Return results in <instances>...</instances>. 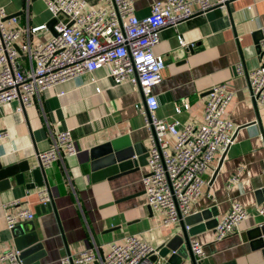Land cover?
Listing matches in <instances>:
<instances>
[{
    "label": "crops",
    "instance_id": "obj_1",
    "mask_svg": "<svg viewBox=\"0 0 264 264\" xmlns=\"http://www.w3.org/2000/svg\"><path fill=\"white\" fill-rule=\"evenodd\" d=\"M86 1L87 8L102 4L99 0ZM133 1L143 17L157 0ZM0 4L8 15L20 12L16 15L22 31L16 43L19 47L28 41L27 25L32 28L51 19L46 0H0ZM262 26L264 0H231L229 5L216 4L207 12L164 28L155 48L166 61L163 79L153 87L159 102L155 112L158 118L199 125L214 85L224 83L233 92L225 118L237 129L235 141L225 153L218 152L206 171L207 182L192 203L190 214L210 209V220L219 223L230 211L232 201H237L249 216L220 240L215 230L218 223L215 229L194 235L204 245L205 257L199 264H264V249L257 246V238L252 235L254 227L264 222V217L256 214L264 202V106L252 98L248 76L264 63V54L258 48ZM52 34L49 28L31 33V46ZM27 59L22 53V63ZM239 63L244 73L237 72ZM184 101L189 102V108L177 113L176 106ZM20 106L19 101H13L0 113V161L11 164L28 160L38 165V153L52 147L63 130L71 132L78 152L68 156L63 150L62 159L47 169L50 190L44 186L28 191L14 177L10 189H0V253L17 249L14 234L27 232L22 227L30 221L27 219L18 221L15 233L7 228V214L20 209L35 213L33 225L45 251L36 262L39 264H61L66 254H78L94 246L105 257L114 242L121 243L130 234L155 247L181 234V224H165L161 214L148 208L146 194H138L144 191L151 148L145 125L147 106L139 87L129 81L115 84L106 69H99L46 88L34 96L30 106L19 110ZM122 135L140 144L138 153L144 165L133 173L93 182L92 149ZM166 139L168 150L174 152L175 137L167 135ZM238 171L239 181L231 183ZM44 190L55 209L38 214L36 208L42 204L40 193ZM13 202L17 204L10 206Z\"/></svg>",
    "mask_w": 264,
    "mask_h": 264
},
{
    "label": "built area",
    "instance_id": "obj_2",
    "mask_svg": "<svg viewBox=\"0 0 264 264\" xmlns=\"http://www.w3.org/2000/svg\"><path fill=\"white\" fill-rule=\"evenodd\" d=\"M100 6L87 8L86 0H46L51 19L56 18L57 34L31 46V33L47 30V24L27 25V43L17 46L22 31L20 18L8 14L0 4V113L3 106L19 101L30 106L40 91L77 75L106 69L115 84L129 81L139 87L146 101L145 125L149 131L151 148L148 150L149 173L143 177L147 204L161 214L165 224H181L191 213V205L202 193L207 182L205 173L219 151L226 152L234 143L236 131L225 112L233 99V92L224 83L209 91L204 117L199 125L168 121L155 115L159 102L153 94L154 85L163 79L166 61L155 48L160 32L207 12L214 5H226L228 0H157L146 16H139L133 0H99ZM4 21H7L5 24ZM259 42L264 52V26ZM181 45L185 42L180 39ZM22 53L27 62L22 63ZM244 73L242 63L236 67ZM251 96L264 106V63L249 74ZM100 91V88L97 89ZM189 108V102L176 106V112ZM167 135L175 137L174 152L168 150ZM75 155L78 150L69 130L60 131L54 145L39 152L38 159L47 170L62 159V151ZM235 173L231 183L239 181ZM41 202L50 200L46 190L40 193ZM210 196V195H209ZM17 204L10 203V206ZM264 217V202L256 210ZM249 212L237 201L216 226L217 239L233 232L247 219ZM35 213L20 209L6 216L7 228L13 229L22 219L32 220ZM189 229L190 226H186ZM191 250L198 262L205 257L204 245L195 236L190 238ZM158 247L140 236L130 234L121 243L114 242L109 253L102 257L97 247H89L78 254H66L61 264H157L151 255ZM18 249L0 253V264H24Z\"/></svg>",
    "mask_w": 264,
    "mask_h": 264
},
{
    "label": "water",
    "instance_id": "obj_3",
    "mask_svg": "<svg viewBox=\"0 0 264 264\" xmlns=\"http://www.w3.org/2000/svg\"><path fill=\"white\" fill-rule=\"evenodd\" d=\"M230 1L231 0L226 1V5H229ZM19 14L20 12L7 15L3 20H7ZM56 23V18H52L47 22L48 28L54 35L57 34L55 30ZM258 48L261 50L260 45H258ZM261 52L264 54L263 51ZM139 148L140 144H133L128 135L115 137L95 146L91 151V180L93 182L104 179L111 180L139 170L141 166L144 165L143 157L139 156L138 153ZM220 166L221 163L215 173L219 171ZM12 177H14L18 185H24L28 191L44 186L47 187V190H50L47 170L40 162L38 165H34L28 160L11 164H5L0 161V189H10L12 187ZM144 193L145 190L138 194ZM130 197L131 196L127 198ZM52 208L55 209L53 201H47L46 203L38 205L36 210L38 214H40L41 210H51ZM148 208L151 209L149 205ZM211 213V210L208 209L202 213H195L187 216L185 220L181 222V234L174 235L169 241L162 243L158 247V253L151 255V260L157 264H187L188 262L190 264H199L191 250L190 237L206 229H215L218 221L210 220L212 219ZM204 220L208 221L202 223ZM186 226H190L189 229H187ZM17 227L18 225H15L12 229L14 233ZM22 227L26 228L27 232L14 234L16 238V248L21 251L20 256L24 264H39L36 262L45 255V251H42L43 243L38 231L33 225V220L22 225ZM252 232L253 237L257 238V246L264 249V222L256 225ZM160 259L163 260V263H161Z\"/></svg>",
    "mask_w": 264,
    "mask_h": 264
},
{
    "label": "rangeland",
    "instance_id": "obj_4",
    "mask_svg": "<svg viewBox=\"0 0 264 264\" xmlns=\"http://www.w3.org/2000/svg\"><path fill=\"white\" fill-rule=\"evenodd\" d=\"M175 225V224H174Z\"/></svg>",
    "mask_w": 264,
    "mask_h": 264
}]
</instances>
